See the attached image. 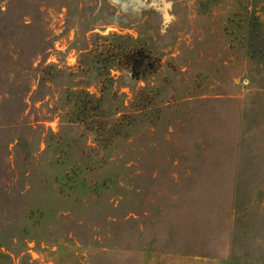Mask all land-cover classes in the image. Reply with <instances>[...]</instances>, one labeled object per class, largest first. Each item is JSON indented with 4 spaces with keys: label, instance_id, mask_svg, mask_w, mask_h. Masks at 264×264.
<instances>
[{
    "label": "rangeland",
    "instance_id": "1",
    "mask_svg": "<svg viewBox=\"0 0 264 264\" xmlns=\"http://www.w3.org/2000/svg\"><path fill=\"white\" fill-rule=\"evenodd\" d=\"M0 251L264 264V0H0Z\"/></svg>",
    "mask_w": 264,
    "mask_h": 264
},
{
    "label": "trees",
    "instance_id": "2",
    "mask_svg": "<svg viewBox=\"0 0 264 264\" xmlns=\"http://www.w3.org/2000/svg\"><path fill=\"white\" fill-rule=\"evenodd\" d=\"M122 38L124 37L128 43L129 46L126 48L124 52H122V57L125 65L129 69V75L132 78H139L143 76L147 72L154 71L158 65H159V59L152 54L149 50L145 49L144 47L140 45H136L134 43V40L131 36L126 35V36H121ZM39 45V44H38ZM36 45L35 48L33 49V54L31 57V64L34 60L37 59V56H39L46 47H44V43L41 42L40 45H42V48L40 46ZM117 61H119V58H115ZM109 69L110 67L107 68L108 70V78H112V76L109 75ZM49 70H51V67L49 65H45L43 61H39L36 63L35 66L32 67V72H33V77L32 81L33 84L36 85L35 89H38L39 86H43L47 90L51 89L52 85V75H50ZM56 73H59V70H55ZM72 85L69 87H66L64 92V100H69V99H74L77 98L79 99H93L94 101H99L101 97H95L93 94L88 92L85 88L80 89V90H73L71 89ZM77 96V97H76ZM94 97V98H93ZM83 113H86V109H84ZM0 264H11L10 258L7 253L1 252L0 251Z\"/></svg>",
    "mask_w": 264,
    "mask_h": 264
}]
</instances>
